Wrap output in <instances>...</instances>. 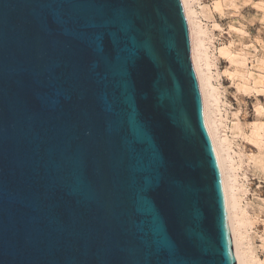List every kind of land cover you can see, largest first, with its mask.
I'll return each instance as SVG.
<instances>
[{
    "label": "water",
    "instance_id": "95a60500",
    "mask_svg": "<svg viewBox=\"0 0 264 264\" xmlns=\"http://www.w3.org/2000/svg\"><path fill=\"white\" fill-rule=\"evenodd\" d=\"M0 264H237L183 0H0Z\"/></svg>",
    "mask_w": 264,
    "mask_h": 264
},
{
    "label": "rangeland",
    "instance_id": "374dc122",
    "mask_svg": "<svg viewBox=\"0 0 264 264\" xmlns=\"http://www.w3.org/2000/svg\"><path fill=\"white\" fill-rule=\"evenodd\" d=\"M188 2L208 55L205 75L219 100L212 109L218 138L229 144L226 169L236 184L239 218L246 220L237 234L241 253L247 264H264V0Z\"/></svg>",
    "mask_w": 264,
    "mask_h": 264
},
{
    "label": "bare ground",
    "instance_id": "6f19581e",
    "mask_svg": "<svg viewBox=\"0 0 264 264\" xmlns=\"http://www.w3.org/2000/svg\"><path fill=\"white\" fill-rule=\"evenodd\" d=\"M183 3H184L186 15H187V18L189 20L190 27H191L193 62L195 65V70H196V73H197V76L199 79V83L201 86V90L203 93L206 123H207V127H208L209 133L211 135V138H212V141H213L216 153H217L219 165L221 167V172L223 170L222 176H224L223 177V183H224L225 198H226V205H227L228 223H229L231 238L233 241V246L235 249L237 264H247V262H248L247 257L245 259L243 257V253H241V242H240L241 239H237V234L239 233V231H241L240 227L242 226V223L246 220H244L245 218L243 219V217H244L243 216L242 220H244V221L241 223V220L239 218V214L241 211L239 212V210H237L238 209L237 208L238 207L237 206L238 198L236 195V191L234 190V185L236 186V184L233 185V180H231V175L227 171L228 169H226V162H227L229 156L227 158L224 151H226L228 149L229 144L226 145V143H228L226 141V139L220 140L219 138L221 136L218 138V134H217L216 125H217L218 121L216 122L215 119H217V118H214L215 110L213 112L212 107L217 106L219 100L217 99V96L214 94V90H213L214 88L211 87L210 78L207 77V75H205V72H206L205 70L206 69L208 70V68L210 67V64L205 61V60H208V55H207V51L205 50V47H204L205 45L203 44V42L201 41V39L199 37L200 31H198V29H199L198 23H197L198 21L196 22L197 18L195 17V16H197V12L194 11L192 3L188 2V0H183ZM211 88H213V89H211ZM215 114H216V112H215ZM220 120H223V119H220ZM219 123H220V121H219ZM239 126L236 124L234 125V130H235V133L237 136H239L240 134L242 135V132H243ZM222 129H223V127H222ZM256 133H258V132L256 131ZM245 226H246V224H245ZM242 227H244V226H242ZM240 234H239V236H240Z\"/></svg>",
    "mask_w": 264,
    "mask_h": 264
}]
</instances>
